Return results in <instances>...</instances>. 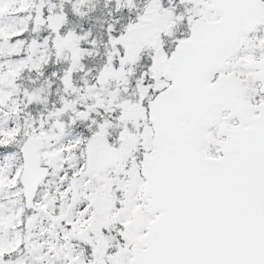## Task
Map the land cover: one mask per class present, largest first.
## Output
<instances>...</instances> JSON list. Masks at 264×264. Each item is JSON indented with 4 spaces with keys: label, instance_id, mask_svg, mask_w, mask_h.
<instances>
[{
    "label": "snow or ice",
    "instance_id": "obj_1",
    "mask_svg": "<svg viewBox=\"0 0 264 264\" xmlns=\"http://www.w3.org/2000/svg\"><path fill=\"white\" fill-rule=\"evenodd\" d=\"M0 264H264V0H0Z\"/></svg>",
    "mask_w": 264,
    "mask_h": 264
}]
</instances>
